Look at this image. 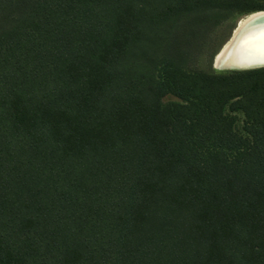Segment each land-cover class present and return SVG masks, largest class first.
<instances>
[{
    "label": "trees",
    "instance_id": "1",
    "mask_svg": "<svg viewBox=\"0 0 264 264\" xmlns=\"http://www.w3.org/2000/svg\"><path fill=\"white\" fill-rule=\"evenodd\" d=\"M244 1L0 0V264H264V68H189Z\"/></svg>",
    "mask_w": 264,
    "mask_h": 264
},
{
    "label": "bare ground",
    "instance_id": "2",
    "mask_svg": "<svg viewBox=\"0 0 264 264\" xmlns=\"http://www.w3.org/2000/svg\"><path fill=\"white\" fill-rule=\"evenodd\" d=\"M216 66L243 71L264 68V10L239 20L216 58Z\"/></svg>",
    "mask_w": 264,
    "mask_h": 264
},
{
    "label": "rangeland",
    "instance_id": "3",
    "mask_svg": "<svg viewBox=\"0 0 264 264\" xmlns=\"http://www.w3.org/2000/svg\"><path fill=\"white\" fill-rule=\"evenodd\" d=\"M258 7H264V0H245L239 6V13H234L233 15L227 17L224 21L219 22L217 25H212L214 19L213 17L210 18V15H207L209 20L200 30V32H206L207 34V44L204 47V53L198 61H191L189 63V68L192 70L199 69L205 71H216L212 68L213 56L217 53V51H219L220 47H222L229 40L233 29L236 27L239 20L251 13H254V9ZM222 14L224 13L222 12ZM161 100L163 103L178 101L171 94L163 96ZM237 116L238 118H242L239 112L237 113ZM237 126L240 128L242 126L241 122H237Z\"/></svg>",
    "mask_w": 264,
    "mask_h": 264
},
{
    "label": "water",
    "instance_id": "4",
    "mask_svg": "<svg viewBox=\"0 0 264 264\" xmlns=\"http://www.w3.org/2000/svg\"><path fill=\"white\" fill-rule=\"evenodd\" d=\"M223 46L220 47L219 51H217V53L214 55L213 60H212V68L216 71H220V72H229V71H243V70H236V69H231V68H217L216 66V58L218 57V55L221 53ZM217 68V69H216Z\"/></svg>",
    "mask_w": 264,
    "mask_h": 264
}]
</instances>
